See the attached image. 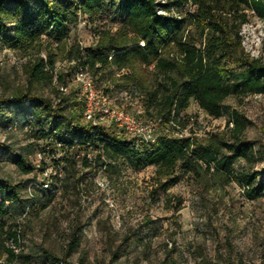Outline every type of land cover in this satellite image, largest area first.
<instances>
[{"label":"rangeland","instance_id":"1","mask_svg":"<svg viewBox=\"0 0 264 264\" xmlns=\"http://www.w3.org/2000/svg\"><path fill=\"white\" fill-rule=\"evenodd\" d=\"M185 8L192 10L190 6ZM115 27L112 17L106 14L92 17L81 14L70 27L68 47L92 46L98 29L114 30ZM239 34L250 57L264 63V21L249 12ZM51 51L54 53L53 77L36 82L34 90L38 94L54 95L56 90L64 88V93L76 91L80 99L79 82L75 79L79 66L72 68L75 62L66 58L63 47ZM38 55L46 60L44 49ZM34 58V50L12 51L0 41V97L25 84V64ZM98 67L84 68L97 89L105 90L117 105L127 110L139 105L146 117L155 116L153 108L147 106V89H151L157 77L151 67L134 70L147 87L146 91L128 82L123 76L125 71L112 72ZM60 74L65 84L57 81ZM131 87L140 94L136 103L119 95ZM2 108L0 145L18 148L36 143L35 150H24L30 153L26 155L32 167L26 175L18 171L8 152L0 146V177L22 183L23 199H26L23 185L30 179L35 182V199L24 217L20 206H16L17 211L12 210V216L6 218L7 223L17 224L20 233L19 244L14 247L22 257L13 264H52L47 253L61 257L73 235L78 246L67 258L70 264H264V191L250 200L235 176L223 183L212 170L207 172L202 166L192 172L176 169L172 174L161 176L155 166L135 168L123 158L114 160L105 155L100 160L93 159L96 152L87 154L94 160L89 170H83L80 158L76 159L79 179L72 178L68 170L63 171L56 164L57 150L38 139L41 134L31 118L30 102L24 100ZM182 115L188 123L186 133L193 131V137L201 139L223 133L232 141L233 128L238 125L242 136L256 151L251 169L259 173L258 180L264 179V150L260 146L264 144V94L228 96L222 102L218 118L208 116L191 100ZM191 117L195 122L189 126ZM43 148L47 153L41 160L39 151ZM103 161L105 165L99 166ZM176 176L178 179L174 180ZM46 180L48 186L44 188L41 183ZM168 180L173 182L163 189L161 184ZM107 235L112 236L113 247H120L116 263L109 260L105 246ZM124 238L127 239L123 244Z\"/></svg>","mask_w":264,"mask_h":264},{"label":"trees","instance_id":"2","mask_svg":"<svg viewBox=\"0 0 264 264\" xmlns=\"http://www.w3.org/2000/svg\"><path fill=\"white\" fill-rule=\"evenodd\" d=\"M188 6L192 10L185 8ZM249 12L264 21V0H164L162 3L156 0H0V41L12 51L32 49L35 54L25 64V84L0 97V111L4 105L28 100L31 118L40 130L38 139L57 150L56 164L63 171L68 170L72 178L79 179L77 158H80V167L89 170L94 160L87 154L96 152L93 159L100 160L101 155L114 160L123 158L135 168L155 166L161 176L172 174L176 169L192 172L202 166L207 172L212 170L223 183L235 176L243 186L244 195L255 199L264 191V179L258 180L259 173L251 169L256 151L242 136L238 125L233 128L232 141L223 133L205 139L161 134L153 145L136 151L130 140L114 131L84 122V102L76 91L56 90L54 95H43L33 88L36 82L52 79L54 53L51 50L63 47L66 58L75 62L72 68L92 69L98 65L100 70H123L128 82L142 86L145 91L147 87L134 70L151 67L157 77L151 89H147V106L155 112L152 118H160L164 124L170 119L176 120L191 100L208 116L218 118L222 102L228 96L264 94V63L250 57L239 34ZM81 14L89 17L106 14L112 17L116 27L98 29L92 46L68 47L70 27ZM42 49L46 60L38 55ZM57 81L65 84L61 74ZM35 145L33 141L18 148L0 146L8 152L18 171L26 175L32 167L26 155L30 153L24 150H35ZM260 146L264 150V144ZM45 152L44 148L39 151L40 157ZM103 164L104 161L99 166ZM177 179L178 176L174 177ZM171 182H163L162 188L166 189ZM34 183L30 179L23 185L26 194L23 199L22 183L0 177V264H13L22 257L14 247L19 244V228L17 224L7 223L6 218L12 216V210L17 211L16 206L22 209L21 216L27 212L35 199ZM126 239L122 240L123 244ZM6 241L11 244L7 245ZM77 246L73 235L61 257L47 253L51 263L70 264L67 258ZM105 246L110 262L116 263L120 257L119 245L113 247L112 236L107 235Z\"/></svg>","mask_w":264,"mask_h":264},{"label":"built area","instance_id":"3","mask_svg":"<svg viewBox=\"0 0 264 264\" xmlns=\"http://www.w3.org/2000/svg\"><path fill=\"white\" fill-rule=\"evenodd\" d=\"M86 69V67H85ZM75 79L79 82L80 97L84 106L82 120L90 122L95 126H102L117 133L123 139L130 140L136 151L153 145L157 137L161 134L173 137H192L193 131L187 130V122L182 113L176 120L170 119L168 123H162L160 118L146 117L141 106L134 105L133 110H127L124 106L117 105L107 92L97 89L92 79L84 72L83 67H78ZM65 92L64 88H61ZM123 99H133L134 103L140 98V94L135 87H131L128 92H120ZM192 126L194 117L188 119ZM187 123V124H186ZM101 185H103L101 183ZM48 186V181L43 183V187ZM104 186V185H103Z\"/></svg>","mask_w":264,"mask_h":264}]
</instances>
